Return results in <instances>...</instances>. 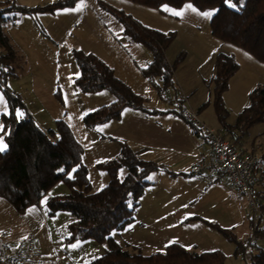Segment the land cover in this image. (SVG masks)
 <instances>
[{"label": "crops", "instance_id": "obj_1", "mask_svg": "<svg viewBox=\"0 0 264 264\" xmlns=\"http://www.w3.org/2000/svg\"><path fill=\"white\" fill-rule=\"evenodd\" d=\"M54 1L13 0L27 7H42ZM101 2L123 10L145 26L174 32V39L165 48L166 59L173 64L174 77L168 98L160 99L141 73V67L150 60V53L125 37L121 23ZM204 11L210 10H198L190 3L178 8L167 5L152 8L131 0H74L70 5L53 10L20 12L12 9L6 12L8 20L4 25L15 53L11 62L13 73L7 83L13 92L23 96L22 101L34 120L41 112L48 113L50 120L63 119L83 148L82 161L92 156L94 163L88 165L89 170L90 166L95 168L97 162L115 157L120 141L130 145L140 157L163 165L165 170L154 171L152 181L165 179V184L171 186L166 190L170 203L175 204L186 220L212 213L216 206L221 209L228 190L221 186L224 182L208 171L188 172L189 165L207 150L208 144L178 115L177 107L189 105L207 125L218 126L216 130L223 131L230 139L231 135L221 128L211 101L214 54L219 50L232 53L238 63V69L222 93L228 108L225 119L228 123H233L236 114L246 105L249 92L257 85H264V63L213 36L209 18L202 15ZM177 12L181 15H175ZM72 48L98 56L117 78L135 93L147 97L145 106L149 111L127 107L117 119L86 127L82 116L111 102L114 95L105 89L84 92L74 86L78 68L71 55ZM260 127L241 140L244 147L257 153L260 151L255 144H262ZM107 180L104 170L94 172L91 178V182ZM9 205L12 207L0 196V227L4 210L12 211ZM245 205L247 207V200ZM235 208L238 212L236 205ZM5 240L13 243L16 239L11 240L6 235ZM36 248L33 264H59L41 257L40 246Z\"/></svg>", "mask_w": 264, "mask_h": 264}, {"label": "trees", "instance_id": "obj_2", "mask_svg": "<svg viewBox=\"0 0 264 264\" xmlns=\"http://www.w3.org/2000/svg\"><path fill=\"white\" fill-rule=\"evenodd\" d=\"M73 1L55 0L42 7L18 5L13 0H7V5L0 2V80L3 75L6 79L13 73L11 62L15 56L4 31L8 20L6 12L12 9L20 12L53 10ZM131 1L152 8L162 5L178 8L190 3L198 10H210L213 17L209 19V27L213 36L245 50L264 63V0ZM101 5L121 23L122 32L128 40L141 44L150 53V60L141 67V73L160 99L168 98L174 77L173 64L167 61L165 48L174 39V32L145 26L121 9L103 2ZM71 55L78 68V75L74 78L77 89L84 92L105 89L114 95L111 102L82 116L86 127L92 128L100 122L117 119L127 107L149 111L145 106L147 97L135 93L117 78L112 68L98 56L73 48ZM213 65L211 101L214 111L221 128L231 135L233 143L240 145L252 126L264 122V85H257L249 92L246 105L236 114L234 122L228 123L225 120L228 108L222 93L227 89L229 78L238 69V63L232 53L219 50L214 54ZM3 91L8 111L0 114V137L6 145L5 151L0 152V196L17 212H23L30 204L38 202L56 182L65 181L68 191L48 196L45 207L51 213L65 210L72 214L68 224L69 240L91 237L101 244L103 252L84 264H226V256L220 250L195 251L177 242L167 244L162 251L147 254L123 247L112 232L122 230L134 219L139 198L149 183L148 174L165 170L164 166L140 157L130 145L120 141L115 157L98 162L107 171L108 182L102 188L93 190L87 168L82 162L83 148L67 123L56 119L54 127L44 129L27 111L19 95H11L6 88ZM259 155L260 160L264 159V150ZM121 167L125 168L122 175L119 173ZM255 192L264 197V188L260 191L256 186ZM253 233L264 235V230L257 228ZM234 241L237 252L243 255L249 253V257L245 258L246 264H264V248L253 251L251 236Z\"/></svg>", "mask_w": 264, "mask_h": 264}, {"label": "rangeland", "instance_id": "obj_3", "mask_svg": "<svg viewBox=\"0 0 264 264\" xmlns=\"http://www.w3.org/2000/svg\"><path fill=\"white\" fill-rule=\"evenodd\" d=\"M8 77L7 75L5 79L3 75L0 80V96L4 97L3 100H0V114L8 111L4 88L10 91L11 95L16 94L7 83ZM19 97L23 96L20 94ZM41 114H36V121L41 127L48 129L52 125L54 126L55 121L50 120L48 113L41 112ZM43 116L47 118H43ZM257 126H261L262 129L260 137L262 144L259 142L255 145L261 153L264 150V124L260 123L252 126L249 134L253 133L255 128H258ZM215 129H218V126ZM0 142L5 145L1 137ZM241 146H243L242 143ZM82 162L87 168V175L88 172L90 173L88 179L93 187L92 189L102 188L108 180L99 183L98 181L91 182V178L93 179L94 172L106 170L100 167L98 162L95 164V168L90 166L89 170L88 165L94 163L90 155L86 156V159ZM124 172L125 168L121 167L119 173L122 175ZM153 172H150L147 176L149 183L139 198L138 206L133 215L135 219L122 230L112 232V236L123 247L134 248L147 254L162 251L167 244L177 242L195 251L220 250L226 256V264H246L245 258L249 257L248 252L243 255L242 252L235 250L236 243L234 240L241 241L251 236L254 242L251 246L253 251L257 248H264V235L259 233L253 235L250 212L245 205L246 199L243 195L230 189L226 184L220 183L228 190L226 203L223 204L221 209L216 206L212 213L209 212V214H202L186 220L183 214L178 212L175 204L170 203L166 194V190L171 186L168 187L165 184L164 178H162L164 180L158 179L157 181L155 179L152 181ZM256 174L261 180L257 185V190L261 191L264 188V159L256 166ZM170 184L172 183L170 182ZM67 191V184L65 181L60 180L38 202L30 204L23 212H17L9 205L12 211L4 210L0 228L11 240L24 239L29 234L35 233L33 237L35 244L40 246V256L51 262L84 264L99 256L103 252V248L94 238L68 239L70 234L68 224L73 218L69 211L58 210L51 213L45 207L48 196ZM261 199L263 201L264 197H261ZM234 203L238 212H236ZM259 225L261 226V222Z\"/></svg>", "mask_w": 264, "mask_h": 264}, {"label": "built area", "instance_id": "obj_4", "mask_svg": "<svg viewBox=\"0 0 264 264\" xmlns=\"http://www.w3.org/2000/svg\"><path fill=\"white\" fill-rule=\"evenodd\" d=\"M177 112L208 144L207 150L189 165L188 172L200 174L208 171L230 189L243 195L247 200L253 230H264L262 199L255 192L259 182L256 174V166L260 161L259 153L233 143L225 137L223 131L207 125L189 105H179ZM5 237V232L0 230V264H33L32 259L36 252L33 236L13 243H8Z\"/></svg>", "mask_w": 264, "mask_h": 264}, {"label": "snow or ice", "instance_id": "obj_5", "mask_svg": "<svg viewBox=\"0 0 264 264\" xmlns=\"http://www.w3.org/2000/svg\"><path fill=\"white\" fill-rule=\"evenodd\" d=\"M232 7H236V5H232ZM165 10L167 11V8H165ZM65 11H67V10H65ZM192 11H196V9L192 8ZM175 15H181V13L177 12V13H175ZM202 15L205 16L206 18H209V19H211L213 17V13L211 11H204L202 13ZM3 99H4V97L0 96V100H3ZM5 149H6V145H4L2 142H0V152L5 151ZM61 171H63V169H61ZM73 171H75V169H73ZM121 171L123 172V170H121ZM69 178H71V176H69Z\"/></svg>", "mask_w": 264, "mask_h": 264}]
</instances>
